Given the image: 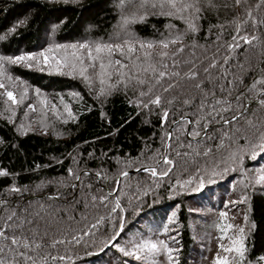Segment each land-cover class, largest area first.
<instances>
[{
  "label": "snow or ice",
  "instance_id": "1",
  "mask_svg": "<svg viewBox=\"0 0 264 264\" xmlns=\"http://www.w3.org/2000/svg\"><path fill=\"white\" fill-rule=\"evenodd\" d=\"M113 6L117 20L106 38L101 35L74 42H49L36 51L0 54V89L5 90L6 103L10 101L12 106L7 109L10 123L16 114L14 108L29 93L27 82L10 74L12 65L80 79L100 106L101 119L106 118L104 105L109 97L119 93L135 106L137 113L160 109V143L152 149L146 139L142 150L152 152L158 159L149 156L151 164L138 165L140 171L150 174L152 184L145 186L137 180L134 187L127 167L112 177L97 170L95 180L104 183L96 192L92 190L91 170L78 166L67 169V179H41L34 187L18 186L13 180L0 189L8 194V198L0 196V264H71L75 259L72 248L87 245L86 238L99 234L104 227L110 232L102 241L104 247L111 246L122 257L131 258L123 264H158L160 257L164 258L160 264H179L180 249L174 246L178 241L168 235L173 231L170 225L175 223V211L167 215L162 227L150 221L145 228L124 236L140 219L142 198L153 194L178 164L180 170L170 183L169 196L189 191L203 196L206 186L216 184L217 179L229 172L241 173L238 200L224 203L226 207L245 204V223H224L227 212L220 211L221 223L215 227L220 233L221 251L213 257L212 264H264V244L257 251L254 242L248 243L257 227L252 217L257 212L264 214V200L259 206L253 201L257 192L264 193V166L246 175L243 163L246 158L255 159L258 153H264V0H113ZM221 12L231 19L221 20ZM209 14L215 15V23L209 20ZM150 17L164 18L165 31L155 29L158 37L146 39L138 29ZM26 22L27 17L17 21L0 35V40ZM64 22L51 23V31L45 28L49 39ZM94 27L98 30L100 26L89 25L90 29ZM202 31L203 43L198 38ZM225 34L229 35L227 40ZM249 46L259 53L255 64L248 63L244 56ZM249 77L250 82H246ZM17 82L18 94L8 87H15ZM34 94L40 97L41 89L35 88ZM70 95L80 97L78 92ZM39 102L47 111L45 100ZM60 103L67 114L65 122L75 121L76 114L63 97ZM27 109L37 111L32 103L27 104ZM51 112L59 118L55 103L51 104ZM40 127L47 131L45 124ZM33 130L23 122L16 126L21 136ZM78 159L73 156L74 161ZM160 161L163 168L159 167ZM121 163L117 158V164ZM14 175L0 168V177ZM49 184L58 187L50 193L37 194ZM77 184L82 197L75 194ZM69 187L73 192H68ZM235 187L236 181L234 190ZM25 192L31 198H25ZM99 208L104 213L97 212L89 223L90 212ZM129 210L135 214L132 222H127ZM82 221L86 228L72 227ZM54 231L59 234L52 235ZM60 246L65 247L63 252Z\"/></svg>",
  "mask_w": 264,
  "mask_h": 264
},
{
  "label": "trees",
  "instance_id": "2",
  "mask_svg": "<svg viewBox=\"0 0 264 264\" xmlns=\"http://www.w3.org/2000/svg\"><path fill=\"white\" fill-rule=\"evenodd\" d=\"M220 16L221 20L231 19L230 15H225L223 12ZM25 17H27L25 24L19 25L15 32L7 35L6 39L0 40V54H18L22 50L36 51L49 42H74L101 35L106 38L107 32L112 29L117 20V12L113 6V0H76L75 3L72 0H0V35L7 33L9 28ZM62 19L65 22L49 39L45 34V28L51 31V23H57ZM209 20L215 23V15L209 14ZM40 21L43 22L40 23ZM164 23L165 20L162 17H150L145 24L139 26V34L146 39L158 37L155 29L165 31ZM176 23L179 24L178 21ZM89 25L100 27L98 30L95 27L90 29ZM207 27L208 23L205 22L204 28L207 29ZM231 31L232 28H229L228 34ZM228 34H225L224 40L229 38ZM203 36L202 31L198 37L202 43L204 42ZM258 55V51L251 46L244 53L250 64L256 63ZM9 71L13 77L19 76L21 80L27 82L29 93L28 98L14 108L16 114L13 116V122L10 123L8 120L10 113L7 109L12 106L10 101L6 103L7 98L3 95L5 90L0 89V141H2L0 142V168H5L9 173L15 174L0 177V189H4L13 180L18 186L34 187L41 179L52 180L61 177L67 179V169L78 166L81 169L91 170L92 190L96 192L104 183L103 180L99 182L95 180L97 170L106 171L109 177H112L120 168L139 169L140 164H151L149 156L158 159L152 152L142 150L145 149L146 139L152 149H156L160 143V109L152 112L143 110L137 113L135 106L129 105L124 94L119 93L109 97L104 105L106 118L101 119L100 106L96 104L80 79L55 72L29 69L20 65L9 66ZM235 71L239 73L240 69L237 68ZM250 79L249 77L246 82H250ZM8 87L9 90L18 94L19 82L15 87L12 85ZM37 87L41 89L40 97L34 94V89ZM73 92H78L80 97L70 95ZM61 97L76 114L75 121L69 119L65 122L67 114L63 112ZM41 99L45 100L47 111L42 110L44 106L39 102ZM29 103L36 106V112L27 109ZM52 103L58 106L59 118L52 115ZM88 108L92 109L91 112ZM130 115L131 119H129ZM171 119L172 114L170 113L169 121ZM22 122L25 125L33 122L34 127L32 128L35 130L28 131L23 136L19 135L16 126ZM41 123L46 125L47 131L40 127ZM89 153L92 155L90 156ZM73 156L80 157V159L74 161ZM117 158L122 160L119 165ZM243 163L247 170L246 175H251L257 168L264 166V153H258L255 159L246 158ZM159 167L163 168L162 161ZM179 170L178 164L169 177L164 178L161 186L154 188L153 194L142 198L140 219L124 233V236H128L137 228H145L150 221L159 223L162 227L167 215L175 211V223L170 225L173 231L168 235L175 236L178 241V244L174 246L180 249L179 264H212L213 257L221 251L218 248L220 233L215 227L217 223H221L220 211L227 212L224 223L236 225L245 223L243 220L245 204L237 203L235 207L232 205L226 207L224 203L229 199L238 200L242 191L239 181L241 173L229 172L217 179L216 184L206 186L203 196L199 192L191 191L169 196L168 188L170 183L177 178ZM129 176L134 187L137 180L145 186L152 184L150 174L142 171L129 172ZM234 181H236L235 190L233 189ZM88 182V180L85 181V183ZM57 187L56 184L46 185L44 189L37 190V194L41 191L50 193ZM67 190L69 193L73 192L71 187ZM75 194L77 197L83 196L78 184ZM22 195L25 198H31L28 192ZM0 196L8 198L7 193L0 192ZM262 200H264V193L257 192L253 197L257 206ZM97 212L103 214L104 209H93L89 214V223ZM252 218L257 221V227L248 243L254 242L258 251L264 244V214L257 212ZM134 220L135 214L133 210H129L127 222ZM200 220L205 223L202 230L199 229ZM72 227L86 228V224L82 221L81 224ZM58 234L55 231L52 233V235ZM109 234V229L104 227L99 234L86 238L87 245L81 244L73 247L72 254L75 259L71 261V264H123L124 260H130L131 258L122 257L111 246L104 247L102 241ZM161 238L167 239V236H161ZM59 250L63 252L65 247L60 246ZM163 259V257L158 258V264ZM131 264H139V262L132 261Z\"/></svg>",
  "mask_w": 264,
  "mask_h": 264
},
{
  "label": "rangeland",
  "instance_id": "3",
  "mask_svg": "<svg viewBox=\"0 0 264 264\" xmlns=\"http://www.w3.org/2000/svg\"><path fill=\"white\" fill-rule=\"evenodd\" d=\"M29 125H30L31 127H34L33 122L29 123ZM131 170H132V169H131ZM198 223L201 224V226L199 227V229L202 230V229H203V226H204L205 223H204L203 221H201V220H200Z\"/></svg>",
  "mask_w": 264,
  "mask_h": 264
},
{
  "label": "water",
  "instance_id": "4",
  "mask_svg": "<svg viewBox=\"0 0 264 264\" xmlns=\"http://www.w3.org/2000/svg\"><path fill=\"white\" fill-rule=\"evenodd\" d=\"M129 172H136V171H140L139 169H132V170H128Z\"/></svg>",
  "mask_w": 264,
  "mask_h": 264
}]
</instances>
